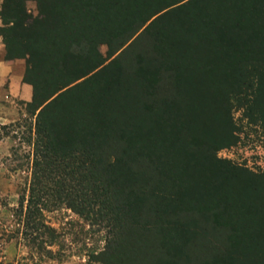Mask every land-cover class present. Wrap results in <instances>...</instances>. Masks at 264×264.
<instances>
[{
  "label": "trees",
  "instance_id": "1",
  "mask_svg": "<svg viewBox=\"0 0 264 264\" xmlns=\"http://www.w3.org/2000/svg\"><path fill=\"white\" fill-rule=\"evenodd\" d=\"M26 1L0 36L38 111L28 213L114 221L104 264H264V171L217 156L234 107L264 129V0Z\"/></svg>",
  "mask_w": 264,
  "mask_h": 264
},
{
  "label": "rangeland",
  "instance_id": "2",
  "mask_svg": "<svg viewBox=\"0 0 264 264\" xmlns=\"http://www.w3.org/2000/svg\"><path fill=\"white\" fill-rule=\"evenodd\" d=\"M26 6L31 20L38 17L34 0H27ZM106 50V46L100 47L104 55ZM8 60L18 62L25 82L26 59ZM25 83L31 88L28 100L9 93L0 97V113L13 114L0 119V264H104L102 252L117 237L114 221L76 213L62 201L33 215L25 201L20 204L22 196H28L32 177L38 112L29 109L33 87ZM246 112L245 107L233 108L239 138L219 149L217 156L259 173L264 171V129L251 122Z\"/></svg>",
  "mask_w": 264,
  "mask_h": 264
},
{
  "label": "crops",
  "instance_id": "3",
  "mask_svg": "<svg viewBox=\"0 0 264 264\" xmlns=\"http://www.w3.org/2000/svg\"><path fill=\"white\" fill-rule=\"evenodd\" d=\"M19 67L18 62L5 58V48L0 37V97L5 95V93H9L19 99H29L31 88L22 81V76L18 71ZM3 115L7 118L13 114L9 115L5 110L4 114L0 113V119H3Z\"/></svg>",
  "mask_w": 264,
  "mask_h": 264
}]
</instances>
